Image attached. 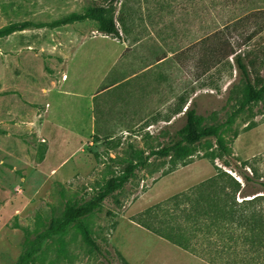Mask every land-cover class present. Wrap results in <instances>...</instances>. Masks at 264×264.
Wrapping results in <instances>:
<instances>
[{"label":"rangeland","instance_id":"374dc122","mask_svg":"<svg viewBox=\"0 0 264 264\" xmlns=\"http://www.w3.org/2000/svg\"><path fill=\"white\" fill-rule=\"evenodd\" d=\"M93 4L113 12L120 36L101 32L93 19L0 36V86L8 81L13 98L12 113L0 108V264H19L35 247L34 264H212L136 218L215 173L206 157L215 138L180 163L152 155L108 196L86 218L102 251L89 253L76 227L62 236L67 257L59 236L40 246L38 236L63 217L68 201L91 199L121 173L132 147L148 154L171 142L188 106L205 124L227 121L241 78L228 52L256 58L264 74V30L249 39L264 19L250 14L264 0H0V28L52 22ZM47 110L62 121L65 113L75 129H37ZM223 136L234 162L264 154V100L224 126Z\"/></svg>","mask_w":264,"mask_h":264},{"label":"trees","instance_id":"16d2710c","mask_svg":"<svg viewBox=\"0 0 264 264\" xmlns=\"http://www.w3.org/2000/svg\"><path fill=\"white\" fill-rule=\"evenodd\" d=\"M250 16L262 19L264 9L252 11ZM87 19L96 20L99 30L105 34L121 35L113 12L106 5L93 4L83 13L73 12L52 22L7 24L0 28V36L32 26L54 28ZM263 30L264 19L256 24L249 39ZM231 53L235 54L241 78L236 108L227 121L205 124L197 107L194 104L188 106L184 112L186 122L174 133L171 142L152 148L148 154L145 149L132 147L123 159L125 165L122 172L109 178L91 199L85 202L68 201L63 217L54 220L38 236V246L49 238L59 236V252L67 257L66 241L62 236L71 227H76L89 253L102 251L86 218L101 210L106 198L122 189L137 169L147 166L152 155L170 157L173 163H180L194 156L204 140L215 138L217 147L206 153L215 165V173L150 206L136 220L153 233L212 264H264V154L234 162L231 147L223 136L224 126L232 124L237 116L264 100V74L256 70V58L247 59L232 50L228 55ZM44 157L43 153L40 159ZM218 157L225 159L222 166L215 163ZM226 167L236 171L238 176ZM38 250L39 247H35L26 251L19 264H34Z\"/></svg>","mask_w":264,"mask_h":264},{"label":"crops","instance_id":"0c3cea01","mask_svg":"<svg viewBox=\"0 0 264 264\" xmlns=\"http://www.w3.org/2000/svg\"><path fill=\"white\" fill-rule=\"evenodd\" d=\"M7 83L8 81H5L4 84V88H2L0 86V108L2 106L3 108V113L4 115H9V113H12V94L8 91L7 88ZM58 84L56 82H54V86H57ZM35 87V86H34ZM38 88V91L40 90L41 87L37 86L36 89ZM45 91H48L47 88H44ZM64 114V118L66 121H62V119H59V117H53L55 114L51 113L50 110L46 111V119L43 125V128L38 127L37 129H44L45 128L47 130H52L55 132H59V133H64L66 131H71L72 128L75 129L76 124L74 125V123L72 122V120H68V116ZM28 123H34L33 121H30ZM4 124H7V122H5ZM83 127L88 128V126L86 125V123H82ZM45 158V157H44Z\"/></svg>","mask_w":264,"mask_h":264}]
</instances>
